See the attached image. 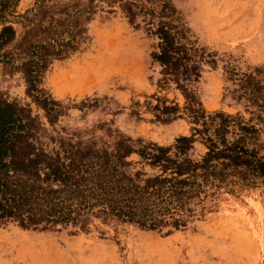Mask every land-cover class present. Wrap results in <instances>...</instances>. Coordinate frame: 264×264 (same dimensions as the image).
Returning <instances> with one entry per match:
<instances>
[{"label": "trees", "instance_id": "obj_1", "mask_svg": "<svg viewBox=\"0 0 264 264\" xmlns=\"http://www.w3.org/2000/svg\"><path fill=\"white\" fill-rule=\"evenodd\" d=\"M87 1L34 0L17 13L18 0H0V68L21 75L29 98L0 97V224L75 231L99 219L168 233L208 212L207 201L220 191L264 187L261 128L237 113L203 109L195 83L202 61L212 54L168 4L156 22L150 18L144 25L155 39L149 56L158 67L156 84L172 86L183 105L165 104L163 98L154 106V118L168 123L186 114L194 124L191 133L161 145L118 130H107L111 143L92 134L83 140L47 131L45 123L55 124L65 106L42 86L43 74L52 60L66 58L88 37L94 9ZM132 7V2L122 6L130 24L137 15ZM30 103L43 111L45 121L32 113ZM194 142L205 150L194 155ZM131 154L137 159H128Z\"/></svg>", "mask_w": 264, "mask_h": 264}, {"label": "rangeland", "instance_id": "obj_2", "mask_svg": "<svg viewBox=\"0 0 264 264\" xmlns=\"http://www.w3.org/2000/svg\"><path fill=\"white\" fill-rule=\"evenodd\" d=\"M33 2L18 0L16 12ZM126 2H132L137 12V26L125 17ZM91 4L88 37L66 58L52 60L43 74L42 86L65 106L55 124L45 123L49 133H74L83 140L92 134L97 141L111 143L107 130H118L133 140L161 145L191 133L194 124L186 114L168 123L154 118V106L163 98L165 104L183 105V97L172 86L156 84L158 67L149 56L155 39L144 25L150 18L156 22L162 5L168 4L198 45L212 54L202 61L195 83L203 109L250 119L261 128L259 138L264 141V0H91ZM16 29L19 32L18 25ZM0 97L29 101L18 72L0 68ZM29 106L45 121L40 108ZM193 148L194 155L205 150L201 142H194ZM207 204L208 212L199 219L168 233L99 219L86 230L75 231L0 224V264H264V187L220 191Z\"/></svg>", "mask_w": 264, "mask_h": 264}]
</instances>
